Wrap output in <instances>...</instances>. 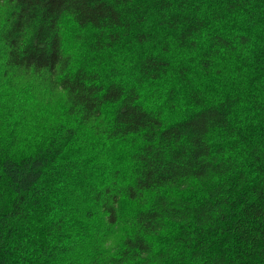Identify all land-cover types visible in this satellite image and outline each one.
<instances>
[{"label": "trees", "instance_id": "16d2710c", "mask_svg": "<svg viewBox=\"0 0 264 264\" xmlns=\"http://www.w3.org/2000/svg\"><path fill=\"white\" fill-rule=\"evenodd\" d=\"M0 264H264V0H0Z\"/></svg>", "mask_w": 264, "mask_h": 264}]
</instances>
